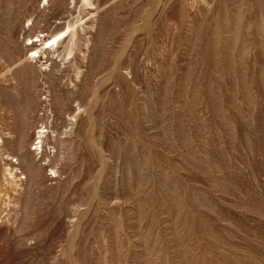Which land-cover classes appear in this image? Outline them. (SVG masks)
Masks as SVG:
<instances>
[{"label": "rangeland", "instance_id": "374dc122", "mask_svg": "<svg viewBox=\"0 0 264 264\" xmlns=\"http://www.w3.org/2000/svg\"><path fill=\"white\" fill-rule=\"evenodd\" d=\"M0 264H264V0H0Z\"/></svg>", "mask_w": 264, "mask_h": 264}, {"label": "bare ground", "instance_id": "6f19581e", "mask_svg": "<svg viewBox=\"0 0 264 264\" xmlns=\"http://www.w3.org/2000/svg\"><path fill=\"white\" fill-rule=\"evenodd\" d=\"M27 46H28V48H29L31 51H32V50H34V51L37 50V49H36V50L34 49L33 41H31L30 43H28ZM43 132H44V131H39V132H38V133H39V138H40V140H39V142H38V143H39V147H38L39 150L42 149V143H43V141H44L43 138H42V137H43V134H44ZM36 149H37V148H35V150H36Z\"/></svg>", "mask_w": 264, "mask_h": 264}]
</instances>
